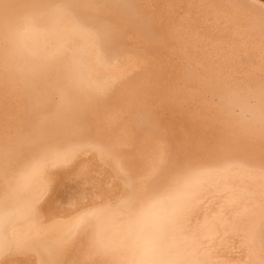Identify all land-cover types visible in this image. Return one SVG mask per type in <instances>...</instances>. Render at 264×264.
Masks as SVG:
<instances>
[{
  "label": "bare ground",
  "instance_id": "bare-ground-1",
  "mask_svg": "<svg viewBox=\"0 0 264 264\" xmlns=\"http://www.w3.org/2000/svg\"><path fill=\"white\" fill-rule=\"evenodd\" d=\"M0 264H264V0H0Z\"/></svg>",
  "mask_w": 264,
  "mask_h": 264
}]
</instances>
